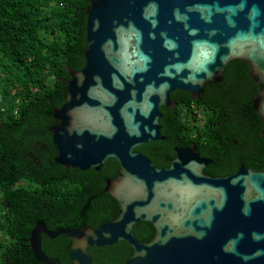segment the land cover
<instances>
[{"label":"water","instance_id":"95a60500","mask_svg":"<svg viewBox=\"0 0 264 264\" xmlns=\"http://www.w3.org/2000/svg\"><path fill=\"white\" fill-rule=\"evenodd\" d=\"M85 14L84 65L65 67L64 102L48 131L65 168L98 171L116 161L103 191L118 214L95 229L36 222L35 259L61 264L42 251L41 236L63 234L71 264H95L88 247L119 241L132 248L121 264H264V170L214 177L194 146L175 148L163 168L134 151L163 139L160 107L171 105V92L199 95L235 59L258 86L252 108L264 144V0H90ZM139 221L154 227L148 242L133 234Z\"/></svg>","mask_w":264,"mask_h":264},{"label":"trees","instance_id":"16d2710c","mask_svg":"<svg viewBox=\"0 0 264 264\" xmlns=\"http://www.w3.org/2000/svg\"><path fill=\"white\" fill-rule=\"evenodd\" d=\"M89 2L0 0V264H44L35 259L29 245L30 231L36 222L52 231L86 225L95 229L118 214L117 202L103 191L105 180L117 174L116 161L106 160L98 171L65 168L54 160L56 151L48 131L56 124L52 110L64 102L69 78L65 67L79 70L84 65L85 10ZM235 66L248 73L247 64L241 60L229 61L225 72L236 71ZM251 88L242 97L256 119L260 135L261 123L251 106L258 91L254 81ZM170 95L179 100L183 115L193 119L194 102H186L191 100L189 93L175 90ZM159 124L162 134L171 131L161 118ZM191 128L183 126L180 130L188 136L183 146L192 143ZM163 144L148 142L134 151L161 168L174 155L172 148H163ZM175 144L171 142L170 146ZM151 145L159 146L161 152H148ZM260 155L250 168L264 170L261 136ZM209 175H223V170ZM132 229L141 242L151 240L155 232L147 221L137 222ZM69 245V238L63 234L54 238L41 236L42 251L58 258L61 264H71ZM87 251L95 264H121L132 254V248L124 241L88 247Z\"/></svg>","mask_w":264,"mask_h":264},{"label":"flooded vegetation","instance_id":"af4514ba","mask_svg":"<svg viewBox=\"0 0 264 264\" xmlns=\"http://www.w3.org/2000/svg\"><path fill=\"white\" fill-rule=\"evenodd\" d=\"M235 70L225 72L224 69L222 79L217 83L211 82L208 85L205 83L199 95L192 97L189 93L191 100L186 102H194L191 104V107L195 108L193 119L183 115V108L178 105L179 100L176 96L169 95L171 105L160 107L161 119L167 122L171 131L167 135L161 133L163 139L156 141H163L162 147H171L174 153L168 159L167 165L162 168L168 167L170 161L175 157V148L192 146L196 148L200 157L207 159V164L203 168V173L207 175L215 170H223V175L215 176L233 174L239 167L250 168V165H256L260 160L261 131L259 135L256 119L252 115L250 107L243 102L242 97V94L250 93L253 80L250 78L249 70L247 74L241 66H235ZM203 103L214 110H208ZM183 126L187 129L192 127L191 129L194 131L189 147L188 145L183 146L184 142L188 140L186 132L180 131ZM176 127H178L177 130H175ZM208 132H211L214 138H210ZM171 142H176V144L170 146ZM148 152L159 154L161 148L151 145L148 147Z\"/></svg>","mask_w":264,"mask_h":264}]
</instances>
